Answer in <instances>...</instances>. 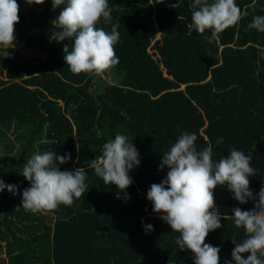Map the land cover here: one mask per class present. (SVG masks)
Segmentation results:
<instances>
[{
  "label": "trees",
  "instance_id": "trees-1",
  "mask_svg": "<svg viewBox=\"0 0 264 264\" xmlns=\"http://www.w3.org/2000/svg\"><path fill=\"white\" fill-rule=\"evenodd\" d=\"M23 1L17 0L14 43L24 42L38 54L0 51V125L20 131L16 139L22 145L19 154L1 157L0 180L17 185L22 195L30 187L23 166L40 141L43 152L71 155L61 171L85 167L89 190L71 206L44 212L53 224L40 218L41 230L27 238L12 229L10 198L7 189L0 192L7 198L0 225L12 238L9 247L26 251L39 245L52 264H193L192 253L175 243L179 234L153 212L147 191L166 178L167 167L158 166L184 131L197 134L198 150L211 145L217 161L232 148L250 154L259 174L249 177V187L255 195L264 186V33L246 30L254 15H264V0H236L248 15L215 36L190 26L192 0H108L120 34L114 46L119 63L103 73L112 75L113 84L103 74H76L65 64L63 47L68 42L71 49L72 42L50 39L57 31L51 21L63 6L53 10L52 0H45L24 12ZM98 27L111 29L102 22ZM121 133L133 138L141 160L129 173L127 195L84 164ZM214 199L225 216L234 207L254 206L251 200L239 204L221 186ZM142 222L154 231L146 234ZM221 223L205 243L221 249L225 264L244 231L230 217ZM23 262L40 264L28 255L16 264Z\"/></svg>",
  "mask_w": 264,
  "mask_h": 264
},
{
  "label": "clouds",
  "instance_id": "clouds-1",
  "mask_svg": "<svg viewBox=\"0 0 264 264\" xmlns=\"http://www.w3.org/2000/svg\"><path fill=\"white\" fill-rule=\"evenodd\" d=\"M29 5H40L45 0H25ZM61 8L51 21L57 31L51 38L56 42L71 41L63 47V59L73 73L103 74L118 65L114 46L119 42L118 23H113L108 0H52V9ZM174 7V4L172 5ZM191 27L198 34L215 36L229 27L238 25L248 15L236 0H192ZM17 0H0V46L14 47V25L19 22ZM111 25L110 31L98 24ZM264 33V15H254L247 29ZM133 139V138H132ZM132 139L116 134L107 141L98 158L84 162L94 170L106 185H115L121 192L131 186L129 173L140 165V153ZM196 133L182 132L163 153L159 170L167 167L166 178L153 183L147 191L153 212L178 233L175 243L180 251L192 253L193 264H220L221 249L205 243L210 231L220 229L222 220L231 218L236 228H242L244 239L233 241L231 252L235 264H264V186L254 195L249 177L258 173L251 155L232 148L227 157L213 159L211 145L198 150ZM79 150L77 145V151ZM70 154L58 155L53 151L37 152L23 166L22 175L30 187L22 191L21 205L32 213L56 210L59 205L71 206L89 189L85 183V167L61 171L59 165L68 163ZM226 187L233 198L243 205L249 200L253 207L232 209L225 216L215 206L214 189ZM5 189L13 195L18 186L0 180V192ZM127 195V194H126ZM130 199V197H127ZM143 225V222H142ZM145 233L154 231L151 224L143 225ZM226 261L225 264H232Z\"/></svg>",
  "mask_w": 264,
  "mask_h": 264
},
{
  "label": "rangeland",
  "instance_id": "rangeland-1",
  "mask_svg": "<svg viewBox=\"0 0 264 264\" xmlns=\"http://www.w3.org/2000/svg\"><path fill=\"white\" fill-rule=\"evenodd\" d=\"M29 5L23 1L20 10L24 12H28L30 7ZM44 11V8L39 9V13L41 14ZM9 48H15L20 50L22 53L35 56L38 54L37 51H33L26 47L24 42L14 43V47L8 46H0V51L5 55ZM4 50V51H3ZM102 78L110 84H113L112 75L111 74H103ZM20 132V131H19ZM18 131L13 127L11 129H7L0 125V159L1 157L5 156H13L17 155L21 152L22 145L21 142L17 141V136L19 134ZM124 135L123 133H121ZM38 141L35 145L37 149H34L30 152L26 161L31 158L32 155L36 154L37 152L43 153V151L39 148ZM8 193L10 198V203L8 204L7 210L9 211V222L11 224L12 229L21 236L27 238L31 236L32 233L38 232L41 230V221L40 218H46V223L53 224V220L50 221V215L44 212L32 213L27 212L21 205L22 195L16 194L13 195L12 193L5 191ZM7 198L4 197V193L0 194V207L5 208L4 204L6 203ZM47 216V217H46ZM30 219L29 221L26 219ZM35 220V221H33ZM12 242V238L9 232L3 225H0V264H16L19 261V258L22 255H28L29 258H33L35 261L39 262L40 264H52L51 255L46 252V248L39 247V245H35L32 248H28L26 251L19 250L17 247L10 248L9 244ZM28 261V260H27ZM26 261V262H27ZM23 262V264H27Z\"/></svg>",
  "mask_w": 264,
  "mask_h": 264
}]
</instances>
